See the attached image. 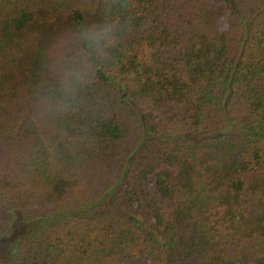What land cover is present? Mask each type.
<instances>
[{
	"label": "trees",
	"instance_id": "16d2710c",
	"mask_svg": "<svg viewBox=\"0 0 264 264\" xmlns=\"http://www.w3.org/2000/svg\"><path fill=\"white\" fill-rule=\"evenodd\" d=\"M0 264H264V0H0Z\"/></svg>",
	"mask_w": 264,
	"mask_h": 264
},
{
	"label": "clouds",
	"instance_id": "9594fccd",
	"mask_svg": "<svg viewBox=\"0 0 264 264\" xmlns=\"http://www.w3.org/2000/svg\"><path fill=\"white\" fill-rule=\"evenodd\" d=\"M48 103L55 110L63 107L64 104L66 103V100L63 96L60 97L54 96L48 101Z\"/></svg>",
	"mask_w": 264,
	"mask_h": 264
}]
</instances>
